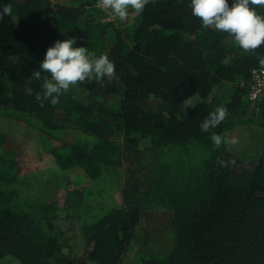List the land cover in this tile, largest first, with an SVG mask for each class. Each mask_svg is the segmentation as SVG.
<instances>
[{
    "label": "trees",
    "instance_id": "obj_1",
    "mask_svg": "<svg viewBox=\"0 0 264 264\" xmlns=\"http://www.w3.org/2000/svg\"><path fill=\"white\" fill-rule=\"evenodd\" d=\"M97 2L0 0L13 8L0 22V113L16 120L11 135L0 129V261L134 264L130 251L156 247L168 233L169 254L139 264H264V101L248 95L264 46L244 52L227 33L202 29L190 0H156L138 15L129 9L126 20ZM71 37L74 47L107 54L116 76L82 82L41 107L42 80L27 81L47 49ZM218 106L228 109L225 120L201 131ZM253 126L261 137L249 167L254 152L244 146L243 156L238 145ZM31 132L41 144L35 153L63 171L23 172L22 160L36 157L22 143ZM213 132L237 145L216 149ZM220 159L235 163L221 167ZM80 169L88 182L76 179ZM111 171L122 202L89 213L92 180ZM61 216L81 218L82 248L66 245Z\"/></svg>",
    "mask_w": 264,
    "mask_h": 264
},
{
    "label": "clouds",
    "instance_id": "obj_2",
    "mask_svg": "<svg viewBox=\"0 0 264 264\" xmlns=\"http://www.w3.org/2000/svg\"><path fill=\"white\" fill-rule=\"evenodd\" d=\"M156 0H98L97 7L102 10H111V14L120 20L129 17V9L137 15L142 13L149 4ZM264 7V0H233L229 6L228 0H190L192 16L201 21L202 29L212 28L227 33L244 52H252L264 46V15L256 11ZM11 4L0 7V22L5 16H11ZM76 37L57 40L49 47L44 59L40 63V70H34L27 83L42 80L41 92L35 93V99L43 107L45 102L52 105L59 103V97L68 92L71 87L92 79L100 80L107 77L115 78V64L107 54L96 56L87 47H74ZM264 64V59L261 60ZM42 72L49 75L42 77ZM27 95L33 94L31 87H26ZM228 115V109L218 106L200 124V130L208 132L222 124ZM211 141L216 149L222 145H235V138L229 139L226 135L213 132ZM221 167H229L234 160H218Z\"/></svg>",
    "mask_w": 264,
    "mask_h": 264
},
{
    "label": "rangeland",
    "instance_id": "obj_3",
    "mask_svg": "<svg viewBox=\"0 0 264 264\" xmlns=\"http://www.w3.org/2000/svg\"><path fill=\"white\" fill-rule=\"evenodd\" d=\"M111 11V10H110ZM5 110V109H3ZM2 113H0V129L4 130V132H8L11 135V131L13 126H14V122L16 120H14V118L12 117L13 114L11 113V110H7V111H3ZM25 129V128H24ZM63 132H66L64 130H61ZM24 133V137L27 136L26 132ZM15 134V133H13ZM30 139L29 141H24L22 138V143L24 145V150L29 152V151H33L35 153V151H37L38 149L41 148V144L40 142L37 140V135H32V132L29 135ZM260 137L258 135V131H257V127L253 126V127H247L246 128V132L244 134V140L241 141V143L238 145V147L240 148V154H242L244 156L243 153V149L244 146H247V149H250V151L253 150L254 152V148H257L259 145H256L258 141H260ZM237 145V144H236ZM17 147V145H16ZM259 149H256L254 152V155L252 156H246L249 160H246V164L249 167H253L255 165V163L257 162V160H255L256 155ZM36 157L34 158V160H22V170L23 172H38V173H45V172H56V171H63L56 163L55 160L48 158V154L47 152L43 151L41 154H36ZM112 173V171H111ZM110 173V174H111ZM77 180L83 182H88V180H90L89 176L87 175V173L83 170L80 169L79 173L75 176ZM118 177L114 176V174L112 173L109 177H103L101 179L98 180H92L93 181V188H94V192H93V198H90V201L88 200V207H90V212L94 214L95 212L93 211L94 208L99 207L101 209V211L99 213L105 210H107V208H110L111 206L113 207L114 205L121 203L123 198H122V187L120 182L117 179ZM95 203L93 200H95ZM87 207V208H88ZM88 213V214H89ZM168 218H164L163 220H161L159 218V220L164 221L163 225H166ZM60 225L65 228L66 230V236H65V243L66 245L69 246H82L83 245V231L81 229V218H73V219H68V218H64V217H60L59 219ZM156 223H152V227L151 229V233L153 235L152 238H156V233L159 231L158 227L156 226ZM155 228L157 229V232H155ZM158 235H160V233H158ZM159 243L156 245V247L153 248H149L147 250H141L140 252H138L137 248H139V244L137 245L136 249H133L132 251H130L127 255H131L133 254V258H134V264H139V260L142 257H148L151 255H157L160 257H166L171 249V243H170V238L168 236V233H164L161 237H159L158 239ZM82 248V247H81ZM146 249V248H145ZM10 260L8 259H4L2 261H0V264H19V261L13 257H8Z\"/></svg>",
    "mask_w": 264,
    "mask_h": 264
},
{
    "label": "built area",
    "instance_id": "obj_4",
    "mask_svg": "<svg viewBox=\"0 0 264 264\" xmlns=\"http://www.w3.org/2000/svg\"><path fill=\"white\" fill-rule=\"evenodd\" d=\"M248 95L252 102L264 101V66L253 69Z\"/></svg>",
    "mask_w": 264,
    "mask_h": 264
}]
</instances>
